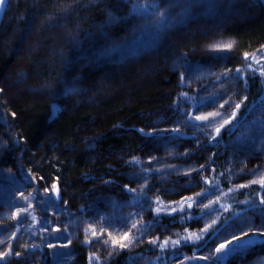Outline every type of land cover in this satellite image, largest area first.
I'll list each match as a JSON object with an SVG mask.
<instances>
[{"label":"trees","instance_id":"trees-1","mask_svg":"<svg viewBox=\"0 0 264 264\" xmlns=\"http://www.w3.org/2000/svg\"><path fill=\"white\" fill-rule=\"evenodd\" d=\"M147 1L11 0L0 31V168L7 171L6 181L0 182V218L4 220L0 252L11 247L12 254L0 264H89L91 253L100 257L99 264H127L129 257L135 260L139 253L153 254L148 264H170L169 259L179 254L193 257L201 244L181 241L178 247L161 252L149 241L167 236L154 235L153 229L211 215L216 223L203 238L212 234L227 238L230 225L239 224L236 218L244 217L252 204L258 205L257 193L264 194L259 185L238 186L256 178L253 173L264 174V169L245 177L230 170L225 161L232 155L229 141L237 124L253 111H264V78L249 73L246 85L235 78V69L246 63L245 52L264 57V51H258L264 46V0H215L214 8L207 3L193 5L186 15H181L186 5L169 7L175 3L170 0L159 9L167 10L164 23L150 11L141 9V15L133 11V4ZM218 42H234V47L212 51ZM225 69L232 70V79L221 76ZM182 72L186 73L184 84L179 81ZM18 78L20 83L15 84ZM181 93H187L188 99ZM245 96L248 99L236 120L215 140L209 138L211 129L203 127L205 122L188 120L189 113L206 114L225 100L240 102ZM176 99L184 106L177 113L175 128L139 131L149 112L158 113L160 121L159 110ZM56 106L59 111L52 116ZM90 128L95 137L89 141ZM189 128L207 134L206 144L190 148ZM255 132L260 138L251 148L264 158V134L257 128ZM147 136L152 149L143 159L141 174L161 184V203L155 202L158 196L141 193L146 227L133 230L130 248L109 256L112 249L102 243L108 237L101 236L100 229L113 232L111 224L127 231L124 225L134 218L129 214L136 204L104 193L100 202L87 207L89 190L81 181L92 168L97 173L104 170V163L97 164L99 156L136 151ZM191 179L190 190H184ZM53 184L64 191V202H55ZM197 193L203 195L197 197ZM163 196L170 203L162 201ZM185 197L196 201L191 208ZM218 198L211 209L204 207ZM156 207L163 211L156 214ZM173 208L176 212H171ZM90 226L98 238L92 236ZM177 234L168 237L177 239ZM192 261L185 259L183 264Z\"/></svg>","mask_w":264,"mask_h":264},{"label":"rangeland","instance_id":"rangeland-1","mask_svg":"<svg viewBox=\"0 0 264 264\" xmlns=\"http://www.w3.org/2000/svg\"><path fill=\"white\" fill-rule=\"evenodd\" d=\"M160 2V9L164 8L166 4H169L170 0H159ZM172 2V0H171ZM170 2V3H171ZM153 3V0H148L146 5ZM13 76L12 78L8 76V79H11L13 81ZM14 83L18 84L20 83V79L18 78L17 80H14ZM61 106V104H58ZM59 106H56L54 109H58ZM183 104H180V102L177 101V99L174 101L172 106H166L165 108L163 107L162 110H159V116H160V121L157 120L158 113H152L149 112L147 116L145 117V125L143 128V132L148 131L151 133H155L157 130H162L165 128H175V122H176V117L177 113L181 111L183 108ZM58 111H55L52 116L57 115ZM156 117V118H155ZM171 117L170 120L162 122L165 118ZM153 119L154 121L150 122V119ZM257 119H264V111H253L247 116V120L243 121V123H238L237 126L234 128V134L235 136L229 141L231 147L230 150L231 157L229 159H226L225 165L227 167L230 166V170L235 171L236 174L238 175H244L245 177L248 176V174L252 170H258V169H264V158L262 157V154L260 152H253L254 150L251 148V146L254 144L256 141V138H260L255 132V129L257 128L259 130L258 125L256 128L253 126L251 123L253 120ZM253 126V127H252ZM94 128H90L88 131H93L92 135H88L89 138L88 140L90 141L93 137H95V131L93 130ZM191 132L188 130L187 134L190 132V139H188V145L190 148L195 150L198 146L201 147L202 144H206L207 142V137L208 135L205 133H200L197 129L192 130L189 128ZM91 131V132H92ZM261 133V132H260ZM90 136L92 138H90ZM151 136H147L145 140L143 141L142 146L136 150V151H130L126 152L123 155L119 157H98L97 164L104 163V170L99 171L97 173V169H91L85 177L82 179L81 184L83 185V188H87L89 190V193H87L86 198V206L91 207L99 200V202L102 199V194L107 193V194H112L116 197H123L126 199H130L131 202H134V204L131 206V210H133L134 213H139L140 215L135 216L134 218L136 220H140L141 217L144 215V211H142L143 203L140 200L141 198V193L139 192V189L141 186L147 184V187L144 189L143 193L149 194L151 196H158L160 197V189L163 190V187L161 184L156 183L155 179L153 177H149L146 179L143 174V166L144 162L143 159H145V156L149 153L150 149H152L150 146V143L148 141L150 140ZM193 144H192V143ZM190 148H185V149H190ZM238 157V159H236ZM133 158H136V161L134 162ZM121 167V169H120ZM3 169V170H2ZM228 169V168H227ZM100 170V169H99ZM123 171V172H122ZM229 171V169H228ZM131 172H134L130 177L129 174ZM242 176H237L235 179H239ZM7 178V171L5 168H0V182H5ZM105 181H109L110 183H105ZM188 182H191L189 186H186L187 189L184 190H190V187L192 185L193 180H189ZM128 185L130 188H136L138 191L137 193H128L124 190V185ZM30 186H27V188H30ZM189 187V188H188ZM61 201L56 202V203H61L65 201V193L61 189ZM19 191V190H18ZM264 192V190H263ZM52 196L54 197L53 190L51 191ZM262 196V195H261ZM264 196V194H263ZM164 198V199H163ZM162 201H165V203H170V199H166L165 196H163ZM258 207L256 209L250 208L245 211L244 217H238L236 218V221L239 224H231L229 227V234L228 237H217L216 234L209 235L206 238H203L200 240L201 246L197 247L195 251V256H210L212 259L209 260H199V259H194L191 264H263L264 263V238L258 236V235H251L250 237H245V239H254V240H260V242L256 243L255 245H250L243 254L237 253V252H232L231 249L236 247V242L234 241L232 245L229 246L228 250H226L224 253L217 254L215 252V248L220 244V243H226L228 240L232 239V235H240V229L244 228L245 230L247 229V221L251 220L254 222L256 226H259L262 223V218L259 212V202H258ZM243 219H246L245 222H242ZM213 220V216L209 215L207 218H198L194 217L192 219H188L187 221L179 222L178 225L175 227H170V228H164V229H153L152 233L155 234H160L162 236H172L175 234H179L185 229H188V231H201L205 227L206 224H211ZM4 220L0 218V224L3 223ZM174 226V225H173ZM168 227V226H164ZM161 231V232H158ZM149 236H151V232L148 233ZM240 243H243L241 241ZM102 254V253H98ZM114 254H117V251ZM153 254L151 253H139L136 255V259L134 260L135 263L139 262L141 264H148L150 262L151 257ZM217 256H222V259H216ZM100 260V259H99ZM171 260L170 264H181V262H184L185 260V255L184 254H179L177 257L170 258ZM161 261V260H160ZM93 264H99V261L94 260ZM159 264H164L162 261Z\"/></svg>","mask_w":264,"mask_h":264},{"label":"snow or ice","instance_id":"snow-or-ice-1","mask_svg":"<svg viewBox=\"0 0 264 264\" xmlns=\"http://www.w3.org/2000/svg\"><path fill=\"white\" fill-rule=\"evenodd\" d=\"M4 2H5V0H0V6H2L4 4ZM182 3L186 6L182 7L181 15L188 14L191 11L193 5H202L204 3H207L210 9L215 7V0H175V3L170 4L169 7L181 6ZM132 9L138 15L142 14L140 12L141 9H143L146 12L150 11V14L156 15L159 17L160 22L164 23L167 21V10L159 11V9H160L159 0H153V3L148 4V5L133 4ZM233 47H234V42H222V43L218 42V43H215L211 46V50L215 51V52L231 51L233 49ZM258 51H264V46H262V49L258 50ZM243 59L246 62L244 67H237L235 69V78L236 79L243 80V82L246 85L249 73L253 77L258 75L260 78H264V57L258 58L257 54H255V53L249 54V53L245 52L243 54ZM249 60H251L252 63H247ZM253 64L259 65V67H253ZM231 73H232L231 69H225V71L221 74V76L224 79H232L233 76L231 75ZM185 75H186V73H183V72L180 73L179 81L181 84L185 83ZM220 78H221L220 76L217 77V79H220ZM180 95L182 97H184L185 99H188L187 93H181ZM247 99H248L247 96H245L241 99L240 102H233L230 99L225 100L224 103L219 104V108L215 111L207 112L206 114L201 113V114H198L195 116H193L189 113L188 114V120L189 121L195 120V121L205 122L203 124V127L211 129V133H209V138L212 140H215L217 137L220 136L222 129H224L228 125H231L233 123V121L236 120L237 113L242 108V106L245 104ZM226 105H227V108H226ZM262 105H264V98H262ZM229 108L232 109L230 112L228 111ZM253 108H255V105H253ZM221 110H223V111H221ZM55 111H59V109H54L53 114L55 113ZM249 111L251 112L252 109H249ZM13 115H15V114H13ZM251 123L253 125H258L260 132L262 134H264V119L253 120ZM139 131L143 133V129H140ZM172 131H179V129H172ZM212 133H214V134H212ZM133 161L138 162V161H136V158H133ZM253 176H255L256 178L250 180L247 184H240L238 187L239 188H247V187H250L251 185H259L260 189L264 190V174L253 173ZM105 183H110V182L105 181ZM205 183H208V181L205 180ZM123 187H124V190L128 193H137V191H138L136 188H130L127 184L124 185ZM146 187H147V184L141 186V188L139 189V192L143 193L144 189ZM52 190H53L54 194L56 195V197L59 198L60 194H59L58 185L53 184ZM48 191H49V189L45 188V192H48ZM202 195H203L202 193L196 194L197 197H200ZM257 195L259 196V206H260L259 212H260V215L262 218V223L259 226H256L254 224V222H252L251 220H248L246 222L248 230L241 228L240 229V235L233 234L231 240H228L226 243H220L215 248V252L217 254L224 253L226 250H228L229 246L232 245L234 241L236 242V247L231 249V251L243 254L244 251L250 245H255L257 243L256 240L251 239V238L245 239V237H250V234H251L253 236L258 235V236L264 238V196H260L259 193H257ZM19 196L25 200H28V197L25 196L23 192H20ZM183 199H184V202L187 203L188 208H191L193 203L196 202L193 197H185ZM155 202L157 204H160L161 203L160 198L156 197ZM218 202H219V198L217 199V201H211L209 204L204 205V207L211 209L212 205L214 203H218ZM242 203L247 204L249 202L243 201ZM29 206H31V205H29ZM251 207L253 209H256L258 206L256 204H252ZM180 210L183 211V205H181ZM153 211L156 214H159L160 212L163 211V209L161 207H156ZM171 212H176V209L175 208L171 209ZM169 214H171V213H169ZM129 215L131 217H135V216H138L140 214L139 213H130ZM237 215H239V214H237ZM103 219L104 218L101 217V220H103ZM188 219H192V218L188 217ZM215 223H216V221L213 220L212 224H206L205 227L203 229H201L200 233L189 232L188 229H185L186 235L180 236L179 234H177L179 237L177 239H172L171 237H166L165 239H163L161 241L159 237H156L153 240L149 241V243L152 245L158 246L159 249L161 250V252L165 251L169 246H171L173 248L178 247L179 245H181V241H183L186 244L189 242L196 243L197 241H200L203 239V233H207L208 230ZM128 225H130V227ZM109 226L113 227V232H106V229H104V228L100 229V235L101 236H103L105 233L107 234L108 239L103 240L102 243L105 245L110 244L112 250L108 253L109 256H112L113 253H115L116 251H122L124 249L130 248L133 241L135 240V236L133 235V230L140 231L142 227H146L142 223V217L140 220H136L134 218L130 219L128 221V224L124 225V227H127V231L117 230L111 224H109ZM90 227H91L92 236L94 238H98V234H97L96 229L92 226H90ZM56 230L59 231V229H56ZM158 241H159V243H158ZM241 241H243V243H240ZM3 243H4V240L0 239V244H3ZM85 243H91V241L86 240ZM49 247H54V246L49 245ZM11 254H12V249H11V247H9L8 251L0 252V260H4L5 257H7ZM15 255L20 256V253L17 252V253H15ZM222 258H223L222 256H217L216 259H222ZM93 259L99 261L100 257L97 256L95 253H91L89 255V264H92ZM157 259H159V257H157ZM185 259L209 260V259H212V257H210V256H199V257H197L194 255L193 257H190V258L186 257ZM127 264H135L134 259L132 257H129ZM181 264H183V262H181Z\"/></svg>","mask_w":264,"mask_h":264},{"label":"water","instance_id":"water-1","mask_svg":"<svg viewBox=\"0 0 264 264\" xmlns=\"http://www.w3.org/2000/svg\"><path fill=\"white\" fill-rule=\"evenodd\" d=\"M10 3H11V0H5L4 4L2 6H0V31H1L2 25L4 23L6 14L8 12ZM53 194H54V192H53ZM59 194H60L59 195V198H57L56 195L54 194V200H55V202L61 201L62 198H61L60 190H59Z\"/></svg>","mask_w":264,"mask_h":264}]
</instances>
